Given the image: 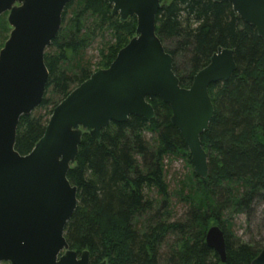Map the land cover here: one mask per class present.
<instances>
[{
	"label": "trees",
	"instance_id": "obj_1",
	"mask_svg": "<svg viewBox=\"0 0 264 264\" xmlns=\"http://www.w3.org/2000/svg\"><path fill=\"white\" fill-rule=\"evenodd\" d=\"M111 12L107 0H70L64 8L60 30L44 52L48 82L42 102L18 121V154L33 149L53 108L94 71L106 69L134 36L135 17L121 22ZM155 23L183 88L218 48L233 52L235 72L208 88L214 114L200 137L207 177H196L190 168L191 179L178 190L187 213L169 221L165 163L176 158L190 163L170 123V108L155 98L149 101L154 110L150 121L130 116L124 123H110L99 140L83 132L67 173L77 204L65 226V240L77 254L87 251L89 264H251L264 246L234 240L231 216H248L264 201V44L226 2L162 1ZM97 37L108 39L92 70L84 53ZM211 226L223 233L224 263L205 245Z\"/></svg>",
	"mask_w": 264,
	"mask_h": 264
},
{
	"label": "water",
	"instance_id": "obj_2",
	"mask_svg": "<svg viewBox=\"0 0 264 264\" xmlns=\"http://www.w3.org/2000/svg\"><path fill=\"white\" fill-rule=\"evenodd\" d=\"M107 1L121 22L135 17L134 36L106 69L93 72L53 108L42 137L20 155L14 149L18 121L42 102L48 82L44 52L59 32L70 0H0V16L7 14L11 28L0 49V264H89L88 252L77 254L64 237L77 204L67 173L82 134L99 140L110 123H124L130 116L150 121L154 110L149 101L155 98L170 108V123L187 148L193 174L207 177L200 137L214 114L208 88L235 72L232 50L218 48L183 88L155 33L161 2L172 0ZM214 1L230 4L264 44V0ZM205 245L225 262L217 226L206 231ZM251 264H264V249Z\"/></svg>",
	"mask_w": 264,
	"mask_h": 264
},
{
	"label": "rangeland",
	"instance_id": "obj_3",
	"mask_svg": "<svg viewBox=\"0 0 264 264\" xmlns=\"http://www.w3.org/2000/svg\"><path fill=\"white\" fill-rule=\"evenodd\" d=\"M1 16L4 17L2 24H0V49L7 40L11 30L7 23V14L5 13ZM107 39V37L106 39L95 38L84 53L85 59L93 65L92 70H96L95 65L99 61L98 51ZM165 165L166 182L169 187V212L171 213L169 221H178L184 219L188 210V206L180 199L178 190L184 183H187L188 180L191 179L190 168L192 166L191 164H186L180 158L173 159L171 162H166ZM231 219V232L234 240L250 244L253 247L257 245L264 246V201L257 202L254 205L252 213L248 216L246 214L235 213L231 216ZM172 239L173 238L167 240L165 246L161 249L163 254L168 253Z\"/></svg>",
	"mask_w": 264,
	"mask_h": 264
}]
</instances>
